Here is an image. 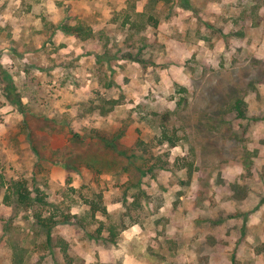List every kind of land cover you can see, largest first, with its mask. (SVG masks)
I'll return each mask as SVG.
<instances>
[{"label":"rangeland","instance_id":"obj_1","mask_svg":"<svg viewBox=\"0 0 264 264\" xmlns=\"http://www.w3.org/2000/svg\"><path fill=\"white\" fill-rule=\"evenodd\" d=\"M40 211L84 226L50 246ZM133 223L171 264H264V0H0V264H99Z\"/></svg>","mask_w":264,"mask_h":264},{"label":"crops","instance_id":"obj_2","mask_svg":"<svg viewBox=\"0 0 264 264\" xmlns=\"http://www.w3.org/2000/svg\"><path fill=\"white\" fill-rule=\"evenodd\" d=\"M147 236L141 224L133 223L121 231L116 243L100 246V248L92 245L93 250L98 248V253L94 251L93 258L96 261L99 260V264H171L168 259L171 258L172 252L168 250V254L162 253L163 257L158 258L152 251L161 249V245L157 241L149 245ZM149 247H152V251ZM95 254L99 255V259L95 257Z\"/></svg>","mask_w":264,"mask_h":264},{"label":"trees","instance_id":"obj_3","mask_svg":"<svg viewBox=\"0 0 264 264\" xmlns=\"http://www.w3.org/2000/svg\"><path fill=\"white\" fill-rule=\"evenodd\" d=\"M62 27H63V29L66 32L72 33V34L77 33V32L80 33V32H83V30H84V27H80V26L71 27V26H68V25H64ZM241 103L242 102L240 100H237L236 103H235V108L237 109L238 114L240 116H244V112H243ZM75 136L77 138H80L79 135H75ZM95 136H97L98 138L100 137V135H95ZM140 173H141L142 176H145L147 174V171L143 170V169H140ZM13 193L17 194V200H18L19 204H25V205L28 204V207L32 204L29 200H33L34 202H38L41 205H52L51 203L46 201L44 197L39 196V195H36L35 199H31L29 197V195H27V193H25L24 190L21 187H18V186L13 190ZM98 203L95 202V201H92L90 203L93 215H95L96 210H99V204ZM103 212L106 213L107 209L103 208ZM55 215H56V212L55 213H51L50 212L49 215H44V213L42 211H40L39 214H37L35 216V218H37V222H36L35 225H36V227L40 228L39 230L45 236L46 243L48 245H50V246L53 245V242H52L53 228L55 227V225H57V223L63 222V220L64 221H69L72 218H74L77 223H79L82 226H84V224H82L81 221H79V218H78L77 214L63 215L64 218L62 220L57 219ZM100 232L101 231L98 229V234L97 235L89 234V236L93 237V238H103L104 240H106L110 244L117 242L118 239H116V237H115L116 233L114 231V225H112V227H111V231H110L111 235H109V237L102 235V233L100 234ZM62 246H63L62 248H63L64 252H65V250H68L67 244H65V245L62 244ZM17 251H18L19 261L15 262V264H21L22 261H23V257L20 256V248H19V250L17 248ZM23 253H24V250H23ZM18 256H17V258H18Z\"/></svg>","mask_w":264,"mask_h":264}]
</instances>
